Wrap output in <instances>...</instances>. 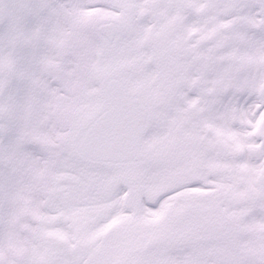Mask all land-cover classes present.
Wrapping results in <instances>:
<instances>
[{
	"label": "snow or ice",
	"instance_id": "obj_1",
	"mask_svg": "<svg viewBox=\"0 0 264 264\" xmlns=\"http://www.w3.org/2000/svg\"><path fill=\"white\" fill-rule=\"evenodd\" d=\"M0 264H264V0H0Z\"/></svg>",
	"mask_w": 264,
	"mask_h": 264
}]
</instances>
